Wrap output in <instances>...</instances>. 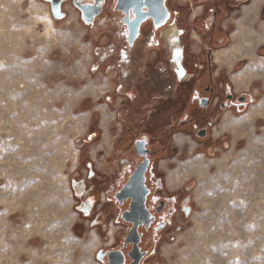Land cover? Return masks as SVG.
Returning a JSON list of instances; mask_svg holds the SVG:
<instances>
[{
  "label": "rangeland",
  "instance_id": "rangeland-1",
  "mask_svg": "<svg viewBox=\"0 0 264 264\" xmlns=\"http://www.w3.org/2000/svg\"><path fill=\"white\" fill-rule=\"evenodd\" d=\"M48 13L43 0H0V264H100L115 232L102 195L117 163L107 78L74 14L53 21ZM240 69L216 73L232 79ZM245 82L232 86L254 101L219 123L228 148L216 141L208 155L185 136L171 144L166 160H176L172 172L180 163L179 180L187 176L192 209L165 264H264V119L241 123L264 88ZM79 183L100 193L91 213L81 209Z\"/></svg>",
  "mask_w": 264,
  "mask_h": 264
},
{
  "label": "flooded vegetation",
  "instance_id": "flooded-vegetation-1",
  "mask_svg": "<svg viewBox=\"0 0 264 264\" xmlns=\"http://www.w3.org/2000/svg\"><path fill=\"white\" fill-rule=\"evenodd\" d=\"M43 1L53 21L74 14L92 44L94 68L107 78L112 120L106 131L117 135L111 148L117 163L102 195L115 232L97 260L165 264L172 233L192 209L190 184L179 182L180 163L172 172L176 160H166L171 144L185 136L202 142L208 155L218 151L216 141L228 148L221 118L233 119L254 97L236 93L232 79L220 80L216 71L241 68L232 77L247 68L248 86L263 83L264 0ZM74 189L81 209L93 212L100 196L95 185Z\"/></svg>",
  "mask_w": 264,
  "mask_h": 264
},
{
  "label": "bare ground",
  "instance_id": "bare-ground-1",
  "mask_svg": "<svg viewBox=\"0 0 264 264\" xmlns=\"http://www.w3.org/2000/svg\"><path fill=\"white\" fill-rule=\"evenodd\" d=\"M227 54H228V57H229V55H231L232 52H228ZM249 71H251V70H249L247 68L245 70H242L240 73H238V74H236L235 76L232 77V81L234 83H237V81L239 79H243V80H246L245 84L248 85V80H249V78L251 77V74H252V73H249ZM262 84H263V88H264V81H263ZM256 117L257 118L259 117L261 119H264V100L260 103L259 106H251L250 109L242 117L241 123L243 124V126L244 125H248ZM214 136L217 137L218 136V133L217 132H214ZM186 178H187V176H184V177L180 178L179 182L182 183V182L186 181L185 180Z\"/></svg>",
  "mask_w": 264,
  "mask_h": 264
}]
</instances>
